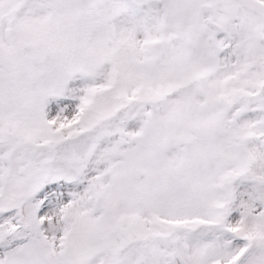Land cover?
I'll list each match as a JSON object with an SVG mask.
<instances>
[{
  "label": "snow or ice",
  "instance_id": "obj_1",
  "mask_svg": "<svg viewBox=\"0 0 264 264\" xmlns=\"http://www.w3.org/2000/svg\"><path fill=\"white\" fill-rule=\"evenodd\" d=\"M0 264H264V0H0Z\"/></svg>",
  "mask_w": 264,
  "mask_h": 264
}]
</instances>
